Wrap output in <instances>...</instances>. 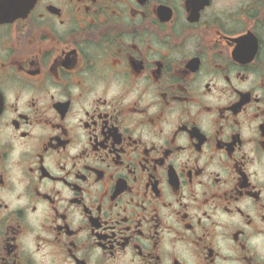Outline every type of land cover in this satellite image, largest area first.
<instances>
[{"label": "flooded vegetation", "instance_id": "1", "mask_svg": "<svg viewBox=\"0 0 264 264\" xmlns=\"http://www.w3.org/2000/svg\"><path fill=\"white\" fill-rule=\"evenodd\" d=\"M261 233L264 0L0 22V264H264Z\"/></svg>", "mask_w": 264, "mask_h": 264}, {"label": "clouds", "instance_id": "2", "mask_svg": "<svg viewBox=\"0 0 264 264\" xmlns=\"http://www.w3.org/2000/svg\"><path fill=\"white\" fill-rule=\"evenodd\" d=\"M26 98L27 97H25V99ZM10 100H11V97H10ZM12 155H13V158H15L17 156V152H13ZM227 243L231 244V241H228ZM247 244H248L249 249L257 253L261 259H264V233L251 235L247 241ZM219 247L224 255L235 256L237 254L236 252L225 247V244L223 242L220 243ZM29 248H31V244H29ZM190 264H191V258H190Z\"/></svg>", "mask_w": 264, "mask_h": 264}, {"label": "water", "instance_id": "3", "mask_svg": "<svg viewBox=\"0 0 264 264\" xmlns=\"http://www.w3.org/2000/svg\"><path fill=\"white\" fill-rule=\"evenodd\" d=\"M36 0H14L8 8H0V22L24 16Z\"/></svg>", "mask_w": 264, "mask_h": 264}]
</instances>
